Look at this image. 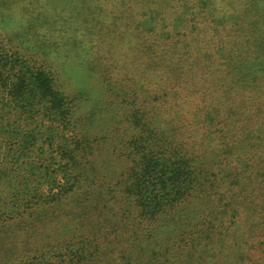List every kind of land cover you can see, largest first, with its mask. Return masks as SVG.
<instances>
[{"label": "trees", "instance_id": "trees-1", "mask_svg": "<svg viewBox=\"0 0 264 264\" xmlns=\"http://www.w3.org/2000/svg\"><path fill=\"white\" fill-rule=\"evenodd\" d=\"M0 264H264V0H0Z\"/></svg>", "mask_w": 264, "mask_h": 264}, {"label": "rangeland", "instance_id": "rangeland-1", "mask_svg": "<svg viewBox=\"0 0 264 264\" xmlns=\"http://www.w3.org/2000/svg\"><path fill=\"white\" fill-rule=\"evenodd\" d=\"M54 2H56L59 6H64L66 0H54ZM105 2H108V0H105ZM65 48L67 49V47ZM60 52L61 53H58V55H62V53L65 52V49ZM67 58L68 64H71L68 65L71 67L66 68L68 70V81L71 83L73 90L78 91L81 89L83 96L89 99V101L85 104L86 108H90L94 103L93 101L107 99L108 94L101 81L92 78V76L95 75V72L84 70L83 65L80 63L81 61H78L80 59L75 53H70ZM61 60H63L62 56L60 57V61ZM57 61H59V59Z\"/></svg>", "mask_w": 264, "mask_h": 264}]
</instances>
